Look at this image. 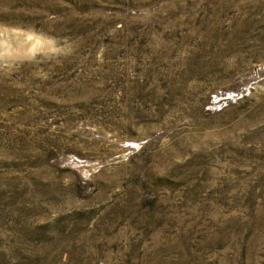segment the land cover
<instances>
[{"label":"rangeland","instance_id":"1","mask_svg":"<svg viewBox=\"0 0 264 264\" xmlns=\"http://www.w3.org/2000/svg\"><path fill=\"white\" fill-rule=\"evenodd\" d=\"M0 264H264V0H0Z\"/></svg>","mask_w":264,"mask_h":264},{"label":"bare ground","instance_id":"2","mask_svg":"<svg viewBox=\"0 0 264 264\" xmlns=\"http://www.w3.org/2000/svg\"><path fill=\"white\" fill-rule=\"evenodd\" d=\"M6 47V43L4 44V41H0V50H4Z\"/></svg>","mask_w":264,"mask_h":264}]
</instances>
